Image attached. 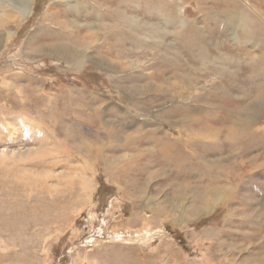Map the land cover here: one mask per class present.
<instances>
[{
	"label": "rangeland",
	"instance_id": "rangeland-1",
	"mask_svg": "<svg viewBox=\"0 0 264 264\" xmlns=\"http://www.w3.org/2000/svg\"><path fill=\"white\" fill-rule=\"evenodd\" d=\"M259 95L264 0H0V264H264Z\"/></svg>",
	"mask_w": 264,
	"mask_h": 264
},
{
	"label": "bare ground",
	"instance_id": "bare-ground-1",
	"mask_svg": "<svg viewBox=\"0 0 264 264\" xmlns=\"http://www.w3.org/2000/svg\"><path fill=\"white\" fill-rule=\"evenodd\" d=\"M21 9V8H20ZM222 12H224V11H222ZM229 19V18H228ZM51 47H53L54 49L53 50H55V48L56 47H59V46H57L56 44H51ZM56 49H59V48H56ZM69 51H70V49H69ZM63 52H66L67 53V50H65V49H63ZM72 54H73V52H72ZM75 54V53H74ZM80 54V53H79ZM66 54H64V56H65ZM71 55V54H70ZM69 55V56H70ZM78 55V54H77ZM57 56V55H56ZM73 56V55H72ZM80 56V55H79ZM69 59V58H68ZM258 98V100L259 101H262V100H264V97L262 96V95H259V96H257ZM257 100V101H258ZM255 103V102H254ZM256 105V104H255ZM106 112V111H105ZM243 115H245V113L243 114ZM239 116H240V114H239ZM246 116V115H245ZM102 122V121H101ZM234 124H235V122H234ZM236 125H238V124H236ZM243 129H247V128H249V126H248V124H243ZM97 130V129H96ZM98 133V132H97ZM99 135V134H98ZM74 136V135H73ZM105 136V135H104ZM133 137V136H132ZM236 137H238V139L239 140H241L242 138H247L246 139V141H244L242 144H241V150H240V152L238 153V156L239 157H243L244 158V151L245 150H247L248 151V149L247 148H250V147H255L256 145H257V143H259L260 141H262L260 138H258V140L255 138V137H249V136H247V134H245L244 135V137L243 136H240V134L239 135H237ZM129 139V138H128ZM114 140V139H113ZM156 140V142H157V144H159V143H163V146H162V152H161V155L163 156V160L162 161H160V163H162V164H164V163H171L172 161L174 162V163H177V162H180V163H182V164H179L180 165V167L182 166H186L188 169L190 168V171L188 172V175L190 176V177H195V175H193L192 173H190V172H193V170H195V168H196V166L198 165L197 163V161H196V159H195V148L198 146V145H196L195 144V141H194V139L193 138H190V139H187L186 141H184L183 143H179V141L177 140V142H178V145H176V141L174 142V140H168V139H164V138H158V139H155ZM154 140V141H155ZM146 141H148V137H140V138H137V137H135V138H131V139H129L128 140V143H127V145H126V149H131V145H132V143H135L134 145H137V147H140V145L142 144V143H144V142H146ZM126 142V141H125ZM86 143V142H85ZM117 143V142H116ZM218 143V142H217ZM81 144V143H80ZM82 144H83V142H82ZM121 145V144H120ZM151 145V144H150ZM219 145V144H218ZM228 147H227V150L229 151V153L230 154H232L233 155V153H235L236 152V145H234L231 141L230 142H228V145H227ZM148 147V146H147ZM195 147V148H194ZM114 148V147H113ZM84 149V148H83ZM99 149V148H98ZM97 149V150H98ZM253 148H251L250 150H252ZM100 150H102V149H100ZM135 151V150H134ZM74 153V152H73ZM262 153V152H261ZM88 155V154H87ZM261 155V154H260ZM260 155H259V157H260ZM74 156V155H73ZM189 156H191V157H189ZM184 158H186L185 160H183ZM191 158V161L189 162V159ZM261 158V157H260ZM194 159H195V161H194ZM259 159V158H258ZM239 160H241V159H239ZM262 165V164H261ZM237 166V165H236ZM240 166V165H239ZM257 166V165H256ZM182 167H181V170H182ZM184 168V167H183ZM242 168V167H241ZM179 172H181V171H179ZM225 175V172L223 171V170H221V171H219L218 172V176L216 175V173H214V174H207L206 175V181H205V184H203V185H201V187H200V194H199V197H198V200H205L206 198H205V196H207L209 193L210 194H214L213 196H215V193H216V190H213L212 189V187H211V185L212 184H214V182H213V176H215V177H219V178H223V179H226L225 177H223ZM227 177V176H226ZM82 186L83 187H85V181L82 183ZM218 186V185H217ZM217 188V187H216ZM220 188V187H219ZM263 194V193H262ZM235 198V197H234ZM232 199V198H231ZM237 199V198H236ZM244 199V198H243ZM200 200V201H201ZM239 200H240V198H239ZM246 200H247V198H246ZM234 201V200H233ZM237 202V201H236ZM241 202H244L243 200L241 201ZM206 203L209 205L211 202L209 201V203H208V201H206ZM243 204H245V203H243ZM246 205V204H245ZM264 223V222H263ZM222 225V224H221ZM254 231H256L257 232V229H255ZM260 232V231H259ZM264 232V227H263V230H262V232H260L259 234H262ZM258 236V235H257ZM261 236V235H260Z\"/></svg>",
	"mask_w": 264,
	"mask_h": 264
}]
</instances>
